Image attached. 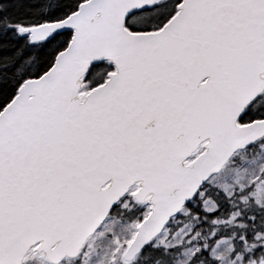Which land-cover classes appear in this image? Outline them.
Segmentation results:
<instances>
[{
  "label": "snow or ice",
  "instance_id": "obj_1",
  "mask_svg": "<svg viewBox=\"0 0 264 264\" xmlns=\"http://www.w3.org/2000/svg\"><path fill=\"white\" fill-rule=\"evenodd\" d=\"M0 264H264V0H0Z\"/></svg>",
  "mask_w": 264,
  "mask_h": 264
}]
</instances>
